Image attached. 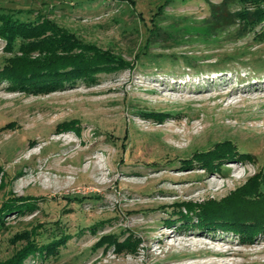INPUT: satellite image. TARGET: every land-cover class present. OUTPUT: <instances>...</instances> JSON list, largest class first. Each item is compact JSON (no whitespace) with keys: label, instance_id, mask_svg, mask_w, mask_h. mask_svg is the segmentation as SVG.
<instances>
[{"label":"rangeland","instance_id":"1","mask_svg":"<svg viewBox=\"0 0 264 264\" xmlns=\"http://www.w3.org/2000/svg\"><path fill=\"white\" fill-rule=\"evenodd\" d=\"M208 1L222 0H0V12L49 19L123 65L40 93L0 80V206H22L2 218L0 262L25 245L17 233L38 229L39 244L61 242L22 264H264L263 231L201 226L182 205L264 177V40L210 31ZM19 43L8 51L0 37V68ZM225 141L249 158L215 172L195 161ZM186 234L195 245L182 247Z\"/></svg>","mask_w":264,"mask_h":264},{"label":"trees","instance_id":"2","mask_svg":"<svg viewBox=\"0 0 264 264\" xmlns=\"http://www.w3.org/2000/svg\"><path fill=\"white\" fill-rule=\"evenodd\" d=\"M237 4L241 7L233 8ZM207 23L212 32L238 25L241 36L252 32L255 38L264 40V0L208 1ZM0 37L5 39V49L8 51H13L16 40H20V54L15 53L0 68V80H7V89L12 91L46 92L59 87V84H72L76 77L89 76L88 79L92 81L91 76L97 70L109 71L123 66L120 61L115 65L107 52L91 51L88 43L80 42L73 34L45 18L22 21L11 13L0 12ZM158 114L148 112L146 116L162 121L164 117ZM58 127L57 130H65L71 127V122H63ZM194 158L205 170L215 172L224 161L249 156L238 154L235 147L225 141L215 144L210 151L196 154ZM16 203L1 204L0 226L3 216L12 209L19 211L22 207ZM182 205H185L184 211L187 213L197 212L200 221H204L200 223L201 226L209 227L208 224L220 220L239 232L244 239H251L259 231L264 232V177H251L244 186L221 201L186 202ZM23 206L29 207L26 203ZM182 212L179 209V214ZM187 213L183 212V217L189 215ZM37 231L32 229L17 233L12 240H25V245L0 264H22L27 256L35 252L44 256L54 253L61 240L53 239L48 244H39Z\"/></svg>","mask_w":264,"mask_h":264},{"label":"bare ground","instance_id":"3","mask_svg":"<svg viewBox=\"0 0 264 264\" xmlns=\"http://www.w3.org/2000/svg\"><path fill=\"white\" fill-rule=\"evenodd\" d=\"M214 80V79H213ZM219 80H221V78H219ZM229 94V93H228ZM176 233H174V231L172 232V233H170V234H165L164 236H163V239H174V240H177V238H176V235H175ZM187 235V234H186ZM185 235V236H186ZM196 236V235H195ZM195 236H186V237H188V238H180V240H179V243H183V245H182V247H188V246H193V245H195L196 244V241H195V239H194V237ZM250 241V240H249ZM174 243V242H173ZM173 243H169V245H171V244H173ZM168 244V243H167ZM171 247H172V245H171ZM212 253H213V255H219V256H225V255H227L228 254V250H225V251H222V250H212L211 251ZM197 254V253H196ZM188 256L189 257H193V256H195V255H193V253H189L188 254ZM197 256V255H196Z\"/></svg>","mask_w":264,"mask_h":264}]
</instances>
